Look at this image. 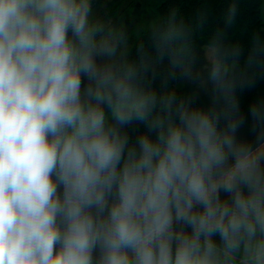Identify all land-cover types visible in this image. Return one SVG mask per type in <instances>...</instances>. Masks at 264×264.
Listing matches in <instances>:
<instances>
[{
    "label": "clouds",
    "instance_id": "clouds-1",
    "mask_svg": "<svg viewBox=\"0 0 264 264\" xmlns=\"http://www.w3.org/2000/svg\"><path fill=\"white\" fill-rule=\"evenodd\" d=\"M198 27L174 8L150 26L155 56L132 58L92 0H0V264H264V104L256 147L236 135L264 42L242 67L224 30L209 37L208 108L152 87L166 56L193 78Z\"/></svg>",
    "mask_w": 264,
    "mask_h": 264
},
{
    "label": "trees",
    "instance_id": "trees-1",
    "mask_svg": "<svg viewBox=\"0 0 264 264\" xmlns=\"http://www.w3.org/2000/svg\"><path fill=\"white\" fill-rule=\"evenodd\" d=\"M231 2L232 0H133L129 8L123 10L125 15L127 12L132 13L137 4L142 3L145 6L150 5L149 7L153 12V16L149 17L150 20L144 24V27H139L141 31L129 47V56L132 58L136 56L141 43L145 44L149 55L155 56V50L149 40L150 26L159 16L167 15L174 8L178 9V14L184 19L185 23L193 26L200 25L193 33V56L195 58L193 78H185L181 75L179 69L175 71L173 77L166 56L163 61L154 65L155 75L152 78V87L157 92L163 91L165 84H167L178 98L182 97L189 100L191 106L208 108L212 104L213 85L207 80L208 61L204 46L209 43V37L218 29L224 30L228 42L236 44L240 48L239 60L242 67L248 60L254 38L258 36L264 42L262 0H236L238 13L235 23L231 27H226L224 17L227 15ZM149 75L152 76V73ZM236 94L239 100L240 113L244 118L243 125L237 131V139L256 147L260 126L257 125L254 130L250 108L255 103L264 104V70L257 71L255 82L251 87L241 86L238 79ZM223 124L224 121L222 120L220 126L223 127ZM126 131L130 139L135 140L138 134L146 132L147 129L143 125L133 124L128 126ZM221 196L227 198L223 192ZM94 255H98V253Z\"/></svg>",
    "mask_w": 264,
    "mask_h": 264
},
{
    "label": "rangeland",
    "instance_id": "rangeland-1",
    "mask_svg": "<svg viewBox=\"0 0 264 264\" xmlns=\"http://www.w3.org/2000/svg\"><path fill=\"white\" fill-rule=\"evenodd\" d=\"M132 2L133 0H92L94 16L113 26L122 27L128 37L129 47L141 31L139 27H144V24L150 20L149 17L153 16L150 5L145 6L142 3L137 4L132 13L127 12L125 15L123 10L128 9ZM262 12L264 18V0H262ZM82 80V87H86L87 79L82 77Z\"/></svg>",
    "mask_w": 264,
    "mask_h": 264
}]
</instances>
